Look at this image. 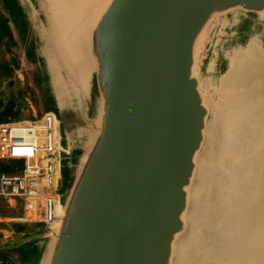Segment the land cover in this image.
<instances>
[{
  "label": "water",
  "instance_id": "1",
  "mask_svg": "<svg viewBox=\"0 0 264 264\" xmlns=\"http://www.w3.org/2000/svg\"><path fill=\"white\" fill-rule=\"evenodd\" d=\"M14 1L15 11L0 0L10 37L8 12L25 30L24 7H33ZM234 10L262 16L264 0H112L92 37L95 90L38 116L55 119L60 181L65 159L75 170L64 203L58 191L66 213L55 211L38 264L52 244L48 264H171L208 115L197 45L217 15Z\"/></svg>",
  "mask_w": 264,
  "mask_h": 264
},
{
  "label": "rangeland",
  "instance_id": "2",
  "mask_svg": "<svg viewBox=\"0 0 264 264\" xmlns=\"http://www.w3.org/2000/svg\"><path fill=\"white\" fill-rule=\"evenodd\" d=\"M8 1L15 11V1ZM32 1L33 7H24L30 19L25 30L16 29L8 12L13 37L1 35L0 11V99L16 105L15 122L97 86L89 56L86 87L65 69L59 71L61 86L54 83L49 61L56 56L47 33L49 17H60V8L53 0ZM195 76L208 115L171 264H255L264 238V18L242 10L217 15L197 45ZM12 166L22 171L24 162L4 163L0 173L15 172ZM74 177L65 159L58 190L63 203ZM0 230L13 233L0 246V264H38L52 238L49 226L29 221L19 201L0 199Z\"/></svg>",
  "mask_w": 264,
  "mask_h": 264
},
{
  "label": "built area",
  "instance_id": "3",
  "mask_svg": "<svg viewBox=\"0 0 264 264\" xmlns=\"http://www.w3.org/2000/svg\"><path fill=\"white\" fill-rule=\"evenodd\" d=\"M55 128L50 115L24 117L18 122L9 117L0 123V170L4 163L24 162L22 171L12 166L15 172L0 173V199L24 202L29 221L46 226L51 225L56 211L52 197L59 196L57 188H50L58 163ZM3 241L0 237V246Z\"/></svg>",
  "mask_w": 264,
  "mask_h": 264
},
{
  "label": "bare ground",
  "instance_id": "4",
  "mask_svg": "<svg viewBox=\"0 0 264 264\" xmlns=\"http://www.w3.org/2000/svg\"><path fill=\"white\" fill-rule=\"evenodd\" d=\"M53 1L60 8V17L59 14H56V19L55 17H53V15L49 17L50 31L47 33L54 51V55L56 56L54 60L49 61L51 70L53 72H56L54 76V83L57 86H61L62 76L59 71L61 69H65L72 80L75 77H78L79 79H81V86L86 87L88 76L85 75L84 78H82L81 76H77L75 67H72L73 65L70 63L72 62L76 67H78V65H81L80 68L85 67L84 69H87V56H89L92 57L91 61H93V63L95 62L96 65L95 56L90 52L92 46V37L101 18L106 13L112 0ZM262 17H264V12L262 13ZM94 134L96 133H94L93 131V137L91 138L89 148H91V144L94 140ZM89 151L90 149L88 150V152ZM86 161L87 157L85 156L81 161V165L84 166ZM59 184L60 171L59 164L57 163L56 176L54 179V187L57 188V191L59 190ZM53 202L56 207V212L58 211V215L60 216L63 213L64 216L66 211L65 209L64 211L60 209L58 205V195H55ZM51 235L53 234L51 233ZM260 248V256L255 264H264V238L261 242ZM50 250L51 252L50 254L48 253L49 256L47 254L43 264H48L51 262L52 255L55 250V244H52V246H50L49 251Z\"/></svg>",
  "mask_w": 264,
  "mask_h": 264
},
{
  "label": "trees",
  "instance_id": "5",
  "mask_svg": "<svg viewBox=\"0 0 264 264\" xmlns=\"http://www.w3.org/2000/svg\"><path fill=\"white\" fill-rule=\"evenodd\" d=\"M2 33L1 35L4 37L8 34H10L9 28L6 26L4 22H2ZM16 105L14 103H9L6 106L3 104L2 100L0 99V122L6 121L9 117L13 118L12 115H14ZM4 166V165H3ZM1 168L3 170L4 168Z\"/></svg>",
  "mask_w": 264,
  "mask_h": 264
},
{
  "label": "crops",
  "instance_id": "6",
  "mask_svg": "<svg viewBox=\"0 0 264 264\" xmlns=\"http://www.w3.org/2000/svg\"><path fill=\"white\" fill-rule=\"evenodd\" d=\"M0 7H2V5H1V3H0ZM12 230H5V231H3V230H0V236L2 235L3 236V240H7V239H9L10 238V235L11 234H13L12 232H11ZM5 232H7V234H9V236H6V234H5ZM5 244V243H4Z\"/></svg>",
  "mask_w": 264,
  "mask_h": 264
}]
</instances>
